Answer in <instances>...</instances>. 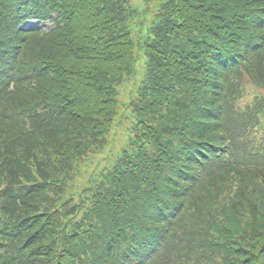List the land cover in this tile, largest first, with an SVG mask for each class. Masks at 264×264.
Listing matches in <instances>:
<instances>
[{
  "label": "trees",
  "instance_id": "trees-1",
  "mask_svg": "<svg viewBox=\"0 0 264 264\" xmlns=\"http://www.w3.org/2000/svg\"><path fill=\"white\" fill-rule=\"evenodd\" d=\"M141 1L0 0V264H264V0Z\"/></svg>",
  "mask_w": 264,
  "mask_h": 264
},
{
  "label": "rangeland",
  "instance_id": "rangeland-1",
  "mask_svg": "<svg viewBox=\"0 0 264 264\" xmlns=\"http://www.w3.org/2000/svg\"><path fill=\"white\" fill-rule=\"evenodd\" d=\"M131 4L133 7H135L137 9V15L136 17L132 20V26H133V32H134V36H139L138 30L144 25L142 23V19L140 17V11L143 9V12H145V7L142 4L141 0H130ZM156 3L153 5L155 6ZM141 9V10H140ZM44 25L46 26H53L50 22H46ZM143 72V66L142 64H140L138 72L136 74V77L134 79H128L126 85H123L120 88V94H119V102L120 105L118 107V114L115 117V121L114 124L112 126V131L110 132V136H109V142H110V146L111 147H115L117 145V143H119L120 145V136H124L126 133V128H127V121L128 119L125 118V114L127 111L125 104L128 102L129 97L133 96V85L134 83H137L139 81V79L141 78ZM252 92L250 99L253 97V94H258L259 92H261L260 90H257L251 86H247V92L246 94H248L249 92ZM264 93V92H263ZM129 114L130 112L127 111ZM109 149V148H108Z\"/></svg>",
  "mask_w": 264,
  "mask_h": 264
}]
</instances>
